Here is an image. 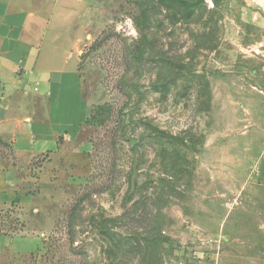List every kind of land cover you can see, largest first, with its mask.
Instances as JSON below:
<instances>
[{
  "label": "rangeland",
  "instance_id": "rangeland-1",
  "mask_svg": "<svg viewBox=\"0 0 264 264\" xmlns=\"http://www.w3.org/2000/svg\"><path fill=\"white\" fill-rule=\"evenodd\" d=\"M148 2L92 5L76 137L0 142V229L42 238L20 264H264V0Z\"/></svg>",
  "mask_w": 264,
  "mask_h": 264
},
{
  "label": "crops",
  "instance_id": "crops-1",
  "mask_svg": "<svg viewBox=\"0 0 264 264\" xmlns=\"http://www.w3.org/2000/svg\"><path fill=\"white\" fill-rule=\"evenodd\" d=\"M96 1L0 0V142L10 144L17 157L58 152L88 120L80 62L96 34L90 17ZM76 115L77 127L64 124ZM4 176L10 186L16 181ZM41 239L0 235V264H20L18 255L36 250Z\"/></svg>",
  "mask_w": 264,
  "mask_h": 264
},
{
  "label": "trees",
  "instance_id": "trees-1",
  "mask_svg": "<svg viewBox=\"0 0 264 264\" xmlns=\"http://www.w3.org/2000/svg\"><path fill=\"white\" fill-rule=\"evenodd\" d=\"M201 2H202V0H195V1H188V0H149L148 5L140 11V15H139L137 21L139 23V19L145 18V17L149 18L151 11H153L154 9L157 10V9L163 8V7H166L167 10H169V9L173 10V9L179 8V7L184 8L185 11H188L187 14L192 16V15H194V13H196L197 8L199 6V3H201ZM140 33H142L141 28H140ZM138 49H140L139 46H138ZM180 142L184 144V141L180 140ZM5 145H7V144H5ZM1 212H2V209H1ZM72 214H74V210H72ZM5 234L6 233L0 229V235H5Z\"/></svg>",
  "mask_w": 264,
  "mask_h": 264
},
{
  "label": "built area",
  "instance_id": "built-area-1",
  "mask_svg": "<svg viewBox=\"0 0 264 264\" xmlns=\"http://www.w3.org/2000/svg\"><path fill=\"white\" fill-rule=\"evenodd\" d=\"M37 90V88H35ZM1 94V93H0Z\"/></svg>",
  "mask_w": 264,
  "mask_h": 264
}]
</instances>
